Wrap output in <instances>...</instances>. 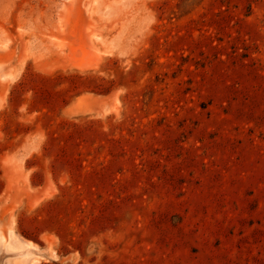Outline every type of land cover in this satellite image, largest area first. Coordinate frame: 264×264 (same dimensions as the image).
<instances>
[{"label": "rangeland", "instance_id": "374dc122", "mask_svg": "<svg viewBox=\"0 0 264 264\" xmlns=\"http://www.w3.org/2000/svg\"><path fill=\"white\" fill-rule=\"evenodd\" d=\"M10 230L28 264H264V0H0Z\"/></svg>", "mask_w": 264, "mask_h": 264}, {"label": "bare ground", "instance_id": "6f19581e", "mask_svg": "<svg viewBox=\"0 0 264 264\" xmlns=\"http://www.w3.org/2000/svg\"><path fill=\"white\" fill-rule=\"evenodd\" d=\"M104 52L106 53V51ZM9 78L3 77L4 81ZM28 250L11 230L8 232L7 237L0 236V264H26L27 259L30 261ZM25 261L26 263H24ZM38 262L33 261L31 264H38Z\"/></svg>", "mask_w": 264, "mask_h": 264}]
</instances>
